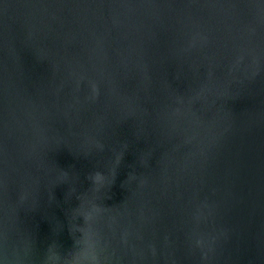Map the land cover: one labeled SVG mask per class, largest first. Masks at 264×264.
<instances>
[{
    "label": "water",
    "instance_id": "1",
    "mask_svg": "<svg viewBox=\"0 0 264 264\" xmlns=\"http://www.w3.org/2000/svg\"><path fill=\"white\" fill-rule=\"evenodd\" d=\"M0 264H264V0H0Z\"/></svg>",
    "mask_w": 264,
    "mask_h": 264
}]
</instances>
